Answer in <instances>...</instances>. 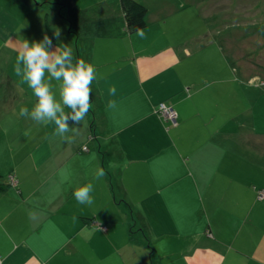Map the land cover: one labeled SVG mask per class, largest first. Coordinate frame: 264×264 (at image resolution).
<instances>
[{
    "label": "crops",
    "instance_id": "1",
    "mask_svg": "<svg viewBox=\"0 0 264 264\" xmlns=\"http://www.w3.org/2000/svg\"><path fill=\"white\" fill-rule=\"evenodd\" d=\"M137 1L144 38L121 0H72L80 35L60 0H0V264H264V117L232 95L260 75L232 69L210 35L176 33L185 6ZM56 31L54 48L97 74L94 113L64 134L20 116L36 97L14 71L25 39ZM217 55L227 78L207 73ZM162 102L176 124L157 112ZM88 183L91 206L73 194Z\"/></svg>",
    "mask_w": 264,
    "mask_h": 264
},
{
    "label": "clouds",
    "instance_id": "2",
    "mask_svg": "<svg viewBox=\"0 0 264 264\" xmlns=\"http://www.w3.org/2000/svg\"><path fill=\"white\" fill-rule=\"evenodd\" d=\"M137 34L145 37L141 29H137ZM60 35L56 31L52 38L45 35L42 41L31 43L25 39L18 49L14 71L36 97L31 111L22 106L20 116L30 118L37 124L54 122L56 130L64 134L69 131V119L73 124H79L92 107L91 85L97 79V74L92 63L84 59L74 60L73 51L67 45L54 48L53 38L58 40ZM53 81L59 84V100L53 91ZM115 93V86H110L109 95ZM65 107L70 111L66 113ZM92 191L93 185L88 183L75 189L73 194L79 204L91 206L94 202ZM97 227L102 231L99 222Z\"/></svg>",
    "mask_w": 264,
    "mask_h": 264
},
{
    "label": "rangeland",
    "instance_id": "3",
    "mask_svg": "<svg viewBox=\"0 0 264 264\" xmlns=\"http://www.w3.org/2000/svg\"><path fill=\"white\" fill-rule=\"evenodd\" d=\"M175 1L178 2V6H185L176 18V33L187 34V29H189L188 33L192 31L208 34L211 39H214L213 43L215 44H212L211 48H215L216 53L220 52L230 63L234 60L237 61V64L234 62L231 64L232 69L233 67L238 68V65L241 64L246 66L247 71L252 69L253 74L260 75L253 80L259 78L261 83L258 82L254 85L248 83L247 88L243 86L242 94L234 84L232 95L234 99L236 95H242L245 103L249 102L252 106L256 105L255 114H262L264 117V0ZM220 61L219 55H217V59L210 61V71L207 73L215 79L229 76L230 68L223 66ZM205 69L209 68L204 65L200 72ZM233 78H235V83L243 82L244 84L247 82V79L241 76L238 70L235 72L233 70ZM219 84L220 82L217 86ZM94 111L95 108L92 105L90 113H94ZM254 169L251 168L249 174L255 173ZM236 170L237 168L234 167V175ZM243 171L244 169H242Z\"/></svg>",
    "mask_w": 264,
    "mask_h": 264
},
{
    "label": "trees",
    "instance_id": "4",
    "mask_svg": "<svg viewBox=\"0 0 264 264\" xmlns=\"http://www.w3.org/2000/svg\"><path fill=\"white\" fill-rule=\"evenodd\" d=\"M69 8L67 19L69 20L74 31L80 35L82 24L86 21L80 10L72 6V0H60ZM127 28L136 32L137 29H143L147 25L148 8L137 0H121ZM72 20V21H70ZM0 188L1 185H0Z\"/></svg>",
    "mask_w": 264,
    "mask_h": 264
},
{
    "label": "built area",
    "instance_id": "5",
    "mask_svg": "<svg viewBox=\"0 0 264 264\" xmlns=\"http://www.w3.org/2000/svg\"><path fill=\"white\" fill-rule=\"evenodd\" d=\"M157 112L164 117L167 120L172 121L174 124H176V119H177V113L175 109L172 106L167 105L166 103L162 102L159 104L157 108ZM85 149H87L85 147ZM259 198L264 199V189L259 190ZM104 230H107L106 226L102 227Z\"/></svg>",
    "mask_w": 264,
    "mask_h": 264
}]
</instances>
